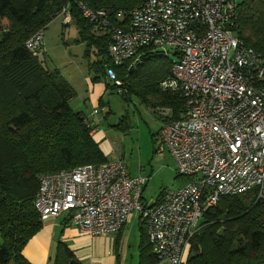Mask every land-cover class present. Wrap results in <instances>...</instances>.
I'll return each instance as SVG.
<instances>
[{"label": "built area", "instance_id": "2783aa9c", "mask_svg": "<svg viewBox=\"0 0 264 264\" xmlns=\"http://www.w3.org/2000/svg\"><path fill=\"white\" fill-rule=\"evenodd\" d=\"M237 10V0H147L125 28L108 30L113 66L138 59L144 49L173 63L161 87L178 92L185 108L179 118L159 110L158 139L187 182L150 205L148 179L132 176L123 160L43 175L35 200L43 222L68 214L82 233L99 237L119 233L136 212L160 259L185 264L190 239L221 198H264V61L233 33ZM84 15L96 28L108 27L104 12ZM43 38L27 44L35 55ZM106 71L112 84H121L113 68Z\"/></svg>", "mask_w": 264, "mask_h": 264}, {"label": "trees", "instance_id": "16d2710c", "mask_svg": "<svg viewBox=\"0 0 264 264\" xmlns=\"http://www.w3.org/2000/svg\"><path fill=\"white\" fill-rule=\"evenodd\" d=\"M146 1L0 0V264H31L23 250L44 227L35 207L43 175L109 160L86 114L72 108L76 90L27 47L64 9L77 27V42L86 47L94 82L106 81V68L111 67L121 84L107 83L108 91L117 89L126 102L132 95L140 97L161 121L159 110L182 116L185 100L161 87L171 76L168 58L144 49L138 59L113 66L109 56L108 30L125 28L132 10ZM86 10L104 12L106 30L96 28ZM232 31L264 61V0L238 2ZM186 182L178 176L179 186ZM139 230V264L166 263L155 253L141 217ZM53 264L82 262L60 243ZM185 264H264V198L254 193L221 198L190 239Z\"/></svg>", "mask_w": 264, "mask_h": 264}, {"label": "rangeland", "instance_id": "374dc122", "mask_svg": "<svg viewBox=\"0 0 264 264\" xmlns=\"http://www.w3.org/2000/svg\"><path fill=\"white\" fill-rule=\"evenodd\" d=\"M65 24L69 26L65 27ZM40 33H44V46L39 52L41 60H45L50 69L59 70L61 77L78 92L72 108L80 112L79 106H82L90 115L93 114L92 104L88 103L87 109L84 103L88 99L87 80L93 79L95 74L89 70L90 61L86 58L85 45L77 42L78 30L71 14L64 9L46 31H40L35 36ZM44 52L45 55L42 56ZM104 103L109 114L105 117L95 115L92 122L106 134V141L113 150L109 159L123 160L132 176L148 179L144 199L150 205L168 190L177 189L179 183L176 163L169 152L160 151L158 134L162 122L153 110L136 95H132L126 102L117 89L106 94ZM130 221L126 230L123 259L125 264H137L139 255L135 245L139 243V214L135 212ZM52 257L51 264L55 255Z\"/></svg>", "mask_w": 264, "mask_h": 264}, {"label": "crops", "instance_id": "0c3cea01", "mask_svg": "<svg viewBox=\"0 0 264 264\" xmlns=\"http://www.w3.org/2000/svg\"><path fill=\"white\" fill-rule=\"evenodd\" d=\"M107 83H111L107 77L106 81L100 82H94L92 78L87 80L88 99L85 101L84 105L88 109L87 104L91 103L94 108V113L90 115L89 112H86L87 110L82 108V106H79V110L86 114L92 125V121L95 120V115L97 116L100 114L105 117L107 113L105 107L106 104H104V106L100 105L101 102L104 101L106 94L110 92L106 88ZM73 88L76 90L75 87ZM94 127L95 132L93 133V137L95 141L100 144L101 150L109 159V155L113 150L106 141V134L99 130L97 126ZM130 219L128 222H131ZM128 224L129 223L124 226L123 231L119 234H105L99 237H91L82 233L80 229L73 224L69 215L64 214L57 219H49L44 222L42 231L32 238L24 248L23 256L31 264H51L52 256L53 254L56 256L60 243H65L69 249L74 252L75 257L82 262V264H125L123 250L126 242V230ZM138 233L139 243L137 242L135 246L137 247L138 255L140 256V230ZM188 255L189 248L186 252V262ZM139 256L137 257V264H139Z\"/></svg>", "mask_w": 264, "mask_h": 264}]
</instances>
